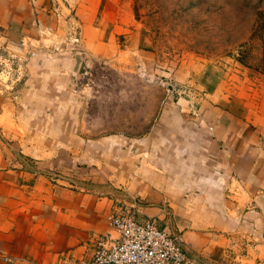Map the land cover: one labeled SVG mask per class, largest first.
Returning a JSON list of instances; mask_svg holds the SVG:
<instances>
[{"label": "crops", "instance_id": "crops-1", "mask_svg": "<svg viewBox=\"0 0 264 264\" xmlns=\"http://www.w3.org/2000/svg\"><path fill=\"white\" fill-rule=\"evenodd\" d=\"M121 11L0 0V53L14 63L0 71V264L89 259L116 235L112 211L155 221L200 264H264V89L240 109L221 84L163 93L145 130L126 132L147 108H110L119 89L78 84L86 66L123 62Z\"/></svg>", "mask_w": 264, "mask_h": 264}, {"label": "rangeland", "instance_id": "rangeland-1", "mask_svg": "<svg viewBox=\"0 0 264 264\" xmlns=\"http://www.w3.org/2000/svg\"><path fill=\"white\" fill-rule=\"evenodd\" d=\"M115 1L124 28L129 27L118 34L123 62L86 66L78 84L119 89L118 95L109 96L110 108L116 100L124 101L126 109L136 104L147 108L126 132L145 130V116L163 95L164 76L186 88L190 98L199 84L208 91L221 84L234 97L236 109L241 107L239 97L256 98L264 89V0ZM9 57L0 53L5 75L14 67Z\"/></svg>", "mask_w": 264, "mask_h": 264}, {"label": "built area", "instance_id": "built-area-1", "mask_svg": "<svg viewBox=\"0 0 264 264\" xmlns=\"http://www.w3.org/2000/svg\"><path fill=\"white\" fill-rule=\"evenodd\" d=\"M163 81L166 94L188 95L171 77L164 76ZM108 220L116 235L108 232L98 237L92 256L76 264H200L188 255L178 236L153 220L139 221L127 211H112Z\"/></svg>", "mask_w": 264, "mask_h": 264}, {"label": "water", "instance_id": "water-1", "mask_svg": "<svg viewBox=\"0 0 264 264\" xmlns=\"http://www.w3.org/2000/svg\"><path fill=\"white\" fill-rule=\"evenodd\" d=\"M161 84L163 86V93L165 95L166 94L165 81H162Z\"/></svg>", "mask_w": 264, "mask_h": 264}]
</instances>
